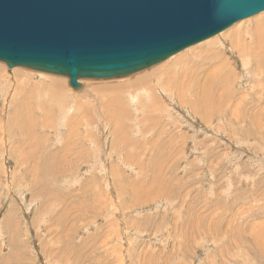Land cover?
I'll use <instances>...</instances> for the list:
<instances>
[{
  "label": "rangeland",
  "instance_id": "rangeland-1",
  "mask_svg": "<svg viewBox=\"0 0 264 264\" xmlns=\"http://www.w3.org/2000/svg\"><path fill=\"white\" fill-rule=\"evenodd\" d=\"M258 18L78 91L0 62V264H264V56L229 34Z\"/></svg>",
  "mask_w": 264,
  "mask_h": 264
},
{
  "label": "water",
  "instance_id": "water-1",
  "mask_svg": "<svg viewBox=\"0 0 264 264\" xmlns=\"http://www.w3.org/2000/svg\"><path fill=\"white\" fill-rule=\"evenodd\" d=\"M264 12V0H0V62L81 80L126 78Z\"/></svg>",
  "mask_w": 264,
  "mask_h": 264
},
{
  "label": "bare ground",
  "instance_id": "bare-ground-1",
  "mask_svg": "<svg viewBox=\"0 0 264 264\" xmlns=\"http://www.w3.org/2000/svg\"><path fill=\"white\" fill-rule=\"evenodd\" d=\"M242 22V21H241ZM241 22H239L241 24ZM244 22V21H243ZM242 22V23H243ZM239 23L235 24V26H240ZM232 28V27H231ZM240 28V27H238ZM242 31V28L241 29H234V31H231L229 32V34H233V44H234V47L237 49V52H239L240 54H246V53H249L251 52V48L255 47V53H254V57L257 58V57H262L264 56V23H261L260 19L258 18L257 21H255V24H254V27L253 29L250 31L249 33V30L246 32V39H241V35H240V32ZM220 60H222L225 64L223 65H216L214 67V69L220 73H222V80L223 82L225 83L229 78L230 76L228 75V72H225L226 69H223V67H227V60L224 59L223 57H219ZM257 60V59H256ZM179 64V62H176V63H173L169 66L170 68H174L175 66H177ZM161 69H155V72L159 74L158 71H160ZM257 70H259L257 68ZM174 76H169L167 78V84L165 85V89L166 88H170V87H174V86H178V72L177 71H174L173 72ZM164 76V75H163ZM54 86H57V88H59L60 86L57 85V84H54ZM119 89H122V87H119ZM158 88L154 87L152 84H149V85H146V86H143L141 88H138L136 90H132V91H128V95L130 97V104L131 106H137L141 101H144V100H150L152 99V97L154 96H157V94H154V90H156ZM167 91V90H165ZM103 94V88L101 85H99V90L96 91V93L94 94V98H99L100 96H102ZM158 94L163 97L161 94L165 95L163 98H166V94L164 92H158ZM221 99V98H220ZM227 99V98H226ZM185 101V100H183ZM220 101V100H219ZM226 101V100H225ZM117 102V100H116ZM199 102L201 103V107H206L210 102V99L208 98V96L204 93V90H202L200 92V99H199ZM221 102V101H220ZM227 102V101H226ZM240 103V102H239ZM209 106V105H208ZM211 106V105H210ZM215 106V105H214ZM219 107V106H218ZM237 107V106H236ZM239 108V107H238ZM203 110V109H202ZM233 110V109H232ZM204 112H207L206 111V108L205 110H203ZM234 111V110H233ZM29 112V111H28ZM204 112L201 111V109L199 108V113L204 114ZM212 112V111H211ZM26 113V111H25ZM233 114V113H232ZM258 115V114H257ZM260 118V116H259ZM29 120V119H28ZM128 120L129 119H126L124 121H122L121 123L120 122H116L114 124V126L116 127V129H125L124 126L127 125L126 129H129V125H128ZM117 125L119 126L117 128ZM114 127V128H115ZM124 130V131H125ZM116 131V130H115ZM119 131V130H118ZM117 131V132H118ZM120 132V131H119ZM123 132V131H122ZM128 133V132H127ZM121 134V133H120ZM22 135V134H21ZM264 228V227H263ZM264 232V230H263ZM263 243H261L262 245ZM264 245V244H263ZM264 248V247H263ZM263 250V249H262ZM247 257V256H246ZM249 258V256H248ZM247 261V260H246Z\"/></svg>",
  "mask_w": 264,
  "mask_h": 264
}]
</instances>
